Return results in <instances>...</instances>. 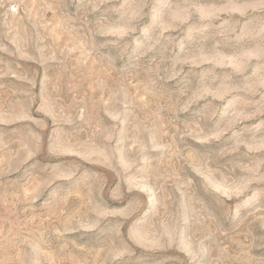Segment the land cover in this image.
I'll return each mask as SVG.
<instances>
[{"label":"rangeland","instance_id":"obj_1","mask_svg":"<svg viewBox=\"0 0 264 264\" xmlns=\"http://www.w3.org/2000/svg\"><path fill=\"white\" fill-rule=\"evenodd\" d=\"M0 264H264V0H0Z\"/></svg>","mask_w":264,"mask_h":264}]
</instances>
